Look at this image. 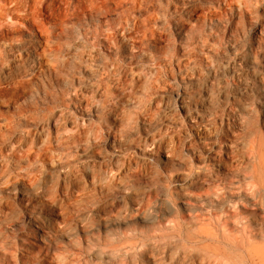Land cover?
<instances>
[{
	"label": "rangeland",
	"instance_id": "374dc122",
	"mask_svg": "<svg viewBox=\"0 0 264 264\" xmlns=\"http://www.w3.org/2000/svg\"><path fill=\"white\" fill-rule=\"evenodd\" d=\"M45 1L0 40V264H238L182 213L175 99L264 118V0Z\"/></svg>",
	"mask_w": 264,
	"mask_h": 264
},
{
	"label": "bare ground",
	"instance_id": "6f19581e",
	"mask_svg": "<svg viewBox=\"0 0 264 264\" xmlns=\"http://www.w3.org/2000/svg\"><path fill=\"white\" fill-rule=\"evenodd\" d=\"M83 1L92 7L100 0ZM51 3L45 0H0L1 43L5 44L9 32L16 28V24L22 25V21L44 26L43 17L53 15L48 9L52 7ZM47 9L48 14H45ZM10 39L14 44L15 40ZM4 57L0 49V59ZM248 98L233 96L229 109L225 111L210 98L202 105L192 106L188 97L176 95L175 104L188 133L187 145L182 146V156L178 157L190 162L187 173L180 180L183 189L190 194V198L182 202V213L203 225L204 238L215 240L216 248L221 245L216 235L220 232L224 247L245 253L236 258L238 264H264V118H259V114L255 120L252 118L254 111ZM171 153L166 152L165 158L170 159ZM50 211L51 215L59 216ZM33 219L35 224L31 232L34 239L48 240L50 231H61L62 226H57L55 219L47 217L42 220L39 214ZM28 240L22 238L29 243Z\"/></svg>",
	"mask_w": 264,
	"mask_h": 264
}]
</instances>
